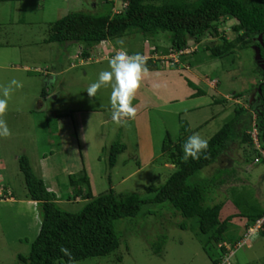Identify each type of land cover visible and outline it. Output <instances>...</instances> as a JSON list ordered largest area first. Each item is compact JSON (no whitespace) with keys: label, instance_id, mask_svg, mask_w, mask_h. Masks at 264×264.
I'll return each mask as SVG.
<instances>
[{"label":"rangeland","instance_id":"1","mask_svg":"<svg viewBox=\"0 0 264 264\" xmlns=\"http://www.w3.org/2000/svg\"><path fill=\"white\" fill-rule=\"evenodd\" d=\"M114 4L113 9L116 11L120 8L121 2L114 0ZM104 8L105 6L98 0H23L0 4V19L5 21L0 25V43L4 44L0 45L2 65L0 85H6L12 79L23 84L22 88L11 95L4 116L12 135L7 138L0 137L2 181L0 184L11 191L14 199L13 204L0 202V264H13L16 262L17 254L25 255L29 243L36 235L39 207L38 204H26L23 200L24 187L16 158L25 156L31 170L36 173V162L40 153H47L56 146L50 137L57 129L55 115H65L61 118L63 128L60 139L61 144L65 146L68 167L71 169L75 166L72 164L78 163L76 159L78 150L81 155L78 154L79 159L89 171L96 195L111 188L116 194L132 192L141 197H148L145 188L161 186L168 176V170L171 169L170 164H161L160 148L166 134L174 143L178 137H185L186 134L181 128L186 124L190 131L189 136L198 133L203 139L208 140L222 125L233 119L234 109L243 108L245 111L236 118L238 122L235 124L234 135L223 155H220L213 164L200 170L195 179H206L213 174L216 175L217 171L220 173V169L226 170L221 175L224 183L218 185L211 195L212 190L208 191L207 196L211 199L204 205L222 202L219 217L220 219L230 217L227 227L229 237L238 236L241 232L246 220L241 216L243 213H248L251 208L257 210L264 208V165H253L250 146L239 143L240 131L246 125L247 116L252 117L253 114L249 108L251 100L256 96L259 83L264 81V76L254 59L253 46L256 38L251 40L249 47L235 49L232 54L221 59H211L205 46L214 38L205 37L196 48V55L186 54L180 58L178 66L181 64L182 66L178 71L156 69L155 77L148 74L142 79L144 86L155 93L160 102L169 103L176 100L177 104L180 101L176 108L179 111L181 108L192 109L191 105L197 102L198 106L203 108L183 115H176L177 111L169 114L152 110L148 112L147 127L143 121L135 122V125L130 122L126 126H117L108 120L105 126L99 129L97 127L99 116L101 121L111 116L109 104L111 88H101L95 97H89L86 89L97 79L99 72L108 69V61L87 63L85 67L65 71L61 77L64 84L60 87L54 83L48 87L40 75L42 72L39 73V70L34 68L41 69L51 64L60 71L67 68L69 62L77 64V60L74 59L77 50L75 44L43 43L48 34L49 24L70 12L96 13ZM234 23V19L229 17L218 21L215 26L217 37L232 41L237 35L230 30ZM123 39L130 54H133L132 50L139 49V53L144 54V57L153 58V66L156 65V61L160 63L164 61L162 64L167 65L166 68H171L169 63L165 62L170 43L162 33L149 38L141 34H130L123 36ZM187 44V53L195 50L192 41H188ZM56 61H60L59 66L53 64ZM9 62L14 67L35 63L34 66L28 67L33 73L24 72L26 76L17 68L15 70L8 68ZM151 62L152 60L148 59L147 66L150 67ZM82 73L86 75L84 78L81 77ZM193 74L198 81L193 78ZM214 82L216 87L207 90L206 85L210 87ZM45 86L49 89V94L52 92L60 94L58 96V93H54L58 96L55 101L51 99L54 95L48 98L40 96ZM261 89L264 100V86ZM198 92L206 95L201 99L198 97L185 101ZM146 93L151 98L145 95V101L139 104L149 107L152 99L156 97L150 92ZM235 94H240L241 97H233ZM214 100L219 102L209 104ZM75 109L100 111L99 116L92 115L91 130L83 139H77V136L75 139V134L71 131V127L73 130L75 126L77 130L81 128L79 125L81 119L72 115ZM186 114L188 117H185ZM73 116L75 126L71 120ZM113 142L123 144L125 150L117 155L113 168L108 169L107 149ZM150 152V161L142 166ZM230 173L232 175H229ZM261 175L263 179L260 178ZM58 184L63 190L68 188L65 177H60ZM54 192L57 196L65 193L57 189H54ZM65 195L70 197L72 193L68 192ZM83 204L80 199H71L66 205L59 207L75 213ZM181 224L184 225L182 229L179 228ZM116 230L119 245L115 251L103 257L76 261V264H212L202 250L203 241L198 236L195 220L181 218L168 205L143 206L134 218L118 220ZM160 237L164 240L159 253L154 254L152 246ZM225 243L232 252L228 256L222 255L218 264H264V238L260 236L253 238L237 249L235 244L230 245L227 241ZM210 251L212 254L217 253L214 249Z\"/></svg>","mask_w":264,"mask_h":264},{"label":"trees","instance_id":"2","mask_svg":"<svg viewBox=\"0 0 264 264\" xmlns=\"http://www.w3.org/2000/svg\"><path fill=\"white\" fill-rule=\"evenodd\" d=\"M5 1L23 0H0ZM98 2L105 6L104 10L96 13L70 12L50 23L43 43L75 44L79 56L84 59L100 42L130 34H141L149 38L162 33L170 43V48L176 52L186 49L188 41H192L195 50L190 54L193 56L204 38L212 37L214 40L205 46V50L211 59H221L232 54L235 49L249 47L251 40L258 35H261L262 44L264 40V0H120L121 6L116 11L113 9L116 4L114 0ZM228 17L235 21L230 27L237 34L232 41L217 37L216 33L217 22ZM254 45L258 44L255 42ZM260 54L262 55L261 49ZM260 73L264 76V72L260 70ZM240 96L233 95L235 98ZM244 111L243 108L234 109L233 119L222 125L207 140V152L201 154L199 160L189 159L187 163L181 161L182 145L190 135L186 124L181 128L185 137H178L174 143L166 134L160 148L161 164L168 163L172 165V169L168 170V176L161 186L145 188L148 197L132 192L116 194L111 188L92 196L83 172L78 177L70 176L68 185L73 187L72 195L68 197L62 194L60 199L69 201L79 198L84 201L81 209L75 213L61 209L55 195L45 188L41 179L31 170L27 158L17 157L25 197L39 207V224L27 253L17 254L13 264H67V257L59 251L60 246L67 247L75 261L109 255L119 245L116 222L134 218L146 205H168L181 218L194 219L198 236L203 241V252L212 264H218L226 251L223 246L216 245L226 241L230 245L238 242L246 227L264 215V208H251L248 213H243L241 216L246 220L241 232L238 236L229 237L227 227L230 217H219L222 202L204 205L211 199L207 196L208 191L212 190L211 195L218 185L224 183L221 175L226 170L220 169V173L217 171L216 175L206 179H195V175L219 159L234 135L235 124L238 122L236 118ZM255 123L259 138L263 139L264 107L257 114ZM249 129L250 115L240 131V144L250 146L246 134ZM124 150L123 144L113 142L109 145L106 156L108 169L113 168L117 155ZM179 228H184V225H179ZM258 236L264 238V222ZM163 240V237L158 238L157 243L152 246L154 254L159 253ZM209 249H214L217 253L212 254Z\"/></svg>","mask_w":264,"mask_h":264},{"label":"crops","instance_id":"3","mask_svg":"<svg viewBox=\"0 0 264 264\" xmlns=\"http://www.w3.org/2000/svg\"><path fill=\"white\" fill-rule=\"evenodd\" d=\"M43 1V0H42ZM7 2V1H5ZM4 2H0V4H3ZM9 3V1H8ZM5 23V21L1 20L0 19V25ZM123 38V37H121ZM116 39L114 40H111V41H103L101 43H99L91 52V54L84 58V59H78L77 60V64H71L69 62V66L67 68H65L64 70H58L55 68V66H51V64H47L46 66H44L43 68L39 69L38 68H34V69H38L40 71H42L43 73H41V77L43 79H45V84L49 87L52 85V83L55 84V86H58L60 87L61 85L64 84V79H62V75L63 73L66 71H70L71 69H75L76 67L78 68H82V67H85L86 65L85 64H89V63H96V62H100V61H109V59L115 55V50L118 49L120 47V45L116 44ZM1 42V41H0ZM0 45H4V44H1ZM126 48V44L124 45ZM128 50V49H127ZM133 52L132 53H135L136 51L135 50H132ZM139 52V49L138 51ZM130 54V53H129ZM144 55V54H143ZM145 56V55H144ZM65 57V56H64ZM110 57V58H109ZM66 58V57H65ZM146 58L148 59H151L152 62H151V66L148 68L150 69V75H152L153 77H155V70L156 69H159L160 71H165V70H169L170 71H178L179 68L182 66H175V67H172V65L169 64V66L171 68H166L167 65H164L160 62H155L156 65L153 66L154 64V61H153V58L151 56H146ZM59 63L60 61H56V62H53L54 65L56 66H59ZM35 63H26V64H20L18 67H14L13 64H11L9 62V66L8 68H14L13 70H15L16 68L19 69L18 71H21L22 73L24 72H29V74L33 73L32 70L28 67H31L34 66ZM2 65H0L1 67ZM52 67V69L50 68ZM177 67V68H176ZM50 69V70H49ZM152 69L154 70V72H151ZM37 72V73H38ZM25 74V73H24ZM26 75V74H25ZM27 76V75H26ZM85 73H82L81 77H85ZM193 78L195 80L198 81L197 77L193 74L192 75ZM151 77V76H150ZM153 77L151 79H153ZM207 86V90H212L214 87H216V83H212L211 86L209 87V85H206ZM44 95H42L43 98H48L50 97V95H54V93H58V92H52V93H48V88L45 86L44 87ZM60 90V89H59ZM146 92H150L152 94V96H155L156 97V94L155 93H152L151 91H149L145 86H144V83L141 81V86L138 90V93L135 95V98L133 99V106L136 108V116L134 119L128 121V123L130 122H133V124L136 122L138 123L139 121H143L145 122V125L147 127V124L149 122V117H148V112L149 111H155V112H159V113H173V112H176L175 114L176 115H180V114H185V113H188L190 111H193V110H198V109H201L203 108V106H198V102L195 104V105H191L192 109L189 108H181L180 111L177 110L176 108L178 107V104L180 103V101L176 104V100L175 101H171L169 103H164V102H160V99L158 98V96L156 97V99H152L151 101V104H149L150 106L148 107V105H143V104H139V103H142L144 102L145 100V95H147ZM208 93V92H207ZM60 94L58 93V96ZM198 95V96H197ZM206 94H197L195 93L194 95H191L189 96L185 101H189V99L191 100H194L198 97H200L199 99L203 98ZM41 96V94H40ZM57 95H54L51 99L52 100H56ZM143 98V99H142ZM147 98H151L150 95H147ZM174 104H176V107L174 108ZM209 104H214L213 101ZM41 107V105H38ZM140 107V108H139ZM74 112L72 113V115H74L75 117L77 116L78 119H81L79 122H80V130H77L76 129V126H75V118L73 116V118L71 117V120L72 122L74 123V130H73V127H71V131H73V133L75 134V139H76V136H77V139L80 138V139H83L85 138V135L88 131L91 130V119H92V115H98L99 116V110H87V109H75L73 110ZM48 114V113H47ZM52 115V114H51ZM50 115V116H51ZM65 116L64 114H60V115H55V119H56V122H57V129L55 132H53V136H52V133L50 135V137L52 138V142L56 145L54 146L53 149H49L47 151V153H43L41 152L40 155L38 156V159H37V162H36V165H37V170H36V173L35 175H37L41 181L43 182L45 188L53 193L57 199V203L59 206H63V205H66L69 201H65V200H62L60 199L61 195H56V192H54V189H57L59 192H65L63 194H66V193H72L73 192V187L68 185V188H65L64 190L59 186L58 184V179L60 177H65L67 182H68V178L70 176H79L80 173H84V176L87 178V182H88V190L90 192V194L92 196H96L93 188H92V179H91V176L89 175V171L87 170L85 164H83L82 160L79 159V151L77 150V155H76V159L78 160V163L76 164H72L75 165L73 166L71 169L68 167L67 165V158H66V154H65V146H63V144H61V139H60V132L63 128V122L61 120V118ZM82 117V118H81ZM185 117H188V114H186ZM99 120H97V127H99V129L102 127V126H105L106 122H108V120L112 121L111 120V116H109V118L107 120H102L101 121V117L99 116ZM69 121V119H68ZM135 123V124H136ZM134 124V125H135ZM79 131V132H78ZM63 136V135H61ZM96 145V143H95ZM149 147V145H148ZM76 148L78 149V146H77V143H76ZM75 148V149H76ZM85 151V149H83ZM84 151H82V153H84ZM79 154V155H78ZM151 155V152L148 154L147 156V159L144 163H142V166L148 164V162L150 161V158L149 157ZM223 155V153H222ZM81 156V155H80ZM220 158V157H219ZM152 162V160H151ZM164 165V164H162ZM160 165V167L162 166ZM56 167V168H55ZM171 169H172V165L170 166ZM74 168V170H73ZM74 173V174H73ZM21 175V174H20ZM22 178V177H21ZM261 179H263V176L261 175L260 177ZM22 181V179H21ZM22 184H23V181H22ZM24 187V186H22ZM24 189V188H23ZM25 189H24V195H23V200L26 204H31V205H35V202H32L30 200H28L26 197H25ZM76 199H79V198H76ZM81 202L84 203V201L80 200ZM1 202V201H0ZM4 203H10V204H13L14 203V200L13 199H8V201H3ZM37 227V226H36Z\"/></svg>","mask_w":264,"mask_h":264},{"label":"clouds","instance_id":"4","mask_svg":"<svg viewBox=\"0 0 264 264\" xmlns=\"http://www.w3.org/2000/svg\"><path fill=\"white\" fill-rule=\"evenodd\" d=\"M256 43H257V38H256ZM116 44L120 45V47L115 50V55L109 59L108 69L98 73L97 79L88 86L86 92L89 97H95L97 92L101 88L110 87L111 93L109 97V104L111 110V120L117 126H126L128 121L134 119L136 116V108L133 106L132 102L133 99L135 98L137 90L141 86L142 79L150 73V69L147 66L148 58L144 57L139 52L129 54L127 48L124 46L125 42L123 38H117ZM254 46H258V45H254ZM168 50H169V53L167 54L168 56L170 54L176 53V51L172 50L171 48H169ZM184 50H187V48ZM190 52L188 53L186 52L179 56H176L177 59L176 63H173L172 60L168 58V56L166 57L165 62L172 65V67L178 66L181 62L180 58L184 57L186 54H190ZM259 54H260V50H259ZM74 59L76 60L82 59L79 56L78 49L75 52ZM22 87L23 84L16 79H12L6 85H0V137L7 138L12 135L11 129L8 127L7 121L4 119V116L6 115V112L8 110V102L9 99L11 98V95L14 93V91ZM250 113L252 114V112ZM252 115H254V118L256 120V114L253 112ZM251 118L252 117L250 115V123H251ZM207 149H208V141L206 139H203L198 133H194L191 136H189L182 145L183 155L181 157V161L187 163L189 159L194 161L199 160L201 154L206 153ZM252 158H253V154H252ZM0 186L2 187L0 201H8V199H13V197L11 196V191L7 189L6 186L3 184H0ZM261 218H264V215ZM263 222L264 219L262 221V224ZM252 225L246 227L244 234L246 233L247 229L250 228ZM259 229L252 236V238L247 239L244 243H242L240 246L237 247V244L240 243L243 238L242 236V238L235 243L236 249L241 246H244L247 241H250L253 238L258 237ZM219 246H223L224 248L225 246L227 247L225 248L226 253L224 255L227 254L228 256V254L232 252L231 250H229V247L226 245V243H222L221 245H218V247ZM59 251L63 254V256L67 257V264H76L72 252L67 247L60 246Z\"/></svg>","mask_w":264,"mask_h":264},{"label":"built area","instance_id":"5","mask_svg":"<svg viewBox=\"0 0 264 264\" xmlns=\"http://www.w3.org/2000/svg\"><path fill=\"white\" fill-rule=\"evenodd\" d=\"M186 52H187L186 50H181L176 53L170 54L168 58L171 59L173 63H176L177 62L176 56H179ZM246 134L249 137L251 150L253 152L252 164L254 165L263 164L264 165V138L263 139L259 138V133H258V129L255 123L254 115H252L250 129L246 132ZM1 192H2V187L0 186V195H1ZM263 219L264 218L256 220L254 224L250 228L247 229L246 233L243 235L241 242L237 244V247L240 246L242 243H244L247 239L252 238V236L260 228ZM225 248L227 247L225 246Z\"/></svg>","mask_w":264,"mask_h":264},{"label":"flooded vegetation","instance_id":"6","mask_svg":"<svg viewBox=\"0 0 264 264\" xmlns=\"http://www.w3.org/2000/svg\"><path fill=\"white\" fill-rule=\"evenodd\" d=\"M262 49H263V44H262V48H261V53L263 52V54L262 55L260 54V58L262 60H264V51H263L264 49L263 50ZM262 72H264V71H262ZM262 86H264L263 80L259 83V87L257 88L256 96L253 98V100H251V103L249 105V108L252 109V111L256 114V116L264 107V100H263L262 95H261Z\"/></svg>","mask_w":264,"mask_h":264},{"label":"water","instance_id":"7","mask_svg":"<svg viewBox=\"0 0 264 264\" xmlns=\"http://www.w3.org/2000/svg\"><path fill=\"white\" fill-rule=\"evenodd\" d=\"M257 43H258V46H253L254 59L256 61V64H257L258 68L261 71H264V60H262L260 58V54H259V50H260V48H262L261 35L257 36Z\"/></svg>","mask_w":264,"mask_h":264}]
</instances>
